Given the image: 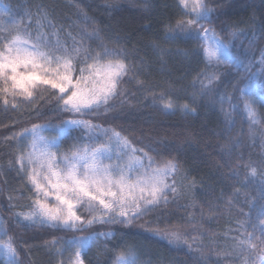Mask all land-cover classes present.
I'll list each match as a JSON object with an SVG mask.
<instances>
[{
    "label": "trees",
    "instance_id": "1",
    "mask_svg": "<svg viewBox=\"0 0 264 264\" xmlns=\"http://www.w3.org/2000/svg\"><path fill=\"white\" fill-rule=\"evenodd\" d=\"M205 24L243 68L204 57L201 28L178 0H0L67 50L77 68L114 56L125 64L107 103L85 118L126 137L156 165L172 163V191L130 223L83 229L29 223L17 217L35 204L17 166L16 136L35 124H62L74 114L57 92L39 87L30 107H5L0 95V219L17 264H54L51 244L112 231L83 255L85 264H113L136 245L166 264H259L264 257V106L259 121L245 110L242 88L256 76L264 96V0H203ZM185 103L192 113L167 112ZM72 130L62 145L82 140ZM1 264V262H0Z\"/></svg>",
    "mask_w": 264,
    "mask_h": 264
},
{
    "label": "rangeland",
    "instance_id": "2",
    "mask_svg": "<svg viewBox=\"0 0 264 264\" xmlns=\"http://www.w3.org/2000/svg\"><path fill=\"white\" fill-rule=\"evenodd\" d=\"M185 18L201 28L200 38L207 62L243 68L228 44L205 24L210 11L203 0H178ZM24 18L0 2V95L5 107H30L39 87L57 92L62 108L74 114L62 124H35L16 136L19 170L34 190L35 204L17 217L66 229H83L104 222L130 223L156 202L166 201L172 191L174 165H156L126 137L109 126L84 117L104 106L115 92L125 64L114 56L74 64L71 54L42 32L24 30ZM256 76L242 88L247 116L258 122L257 107L264 96L256 90ZM167 112L192 113L189 105L162 101ZM72 130L82 140L65 148L62 139ZM112 231L92 233L51 244L54 264H85L83 255L98 238ZM0 262L17 264L15 251L0 219ZM113 264H166L143 248L126 245ZM259 264H264V257Z\"/></svg>",
    "mask_w": 264,
    "mask_h": 264
}]
</instances>
